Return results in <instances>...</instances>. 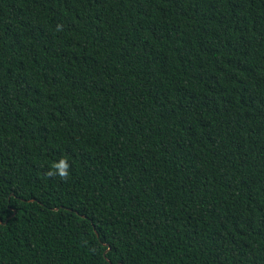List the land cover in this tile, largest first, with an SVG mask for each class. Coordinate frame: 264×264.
Returning a JSON list of instances; mask_svg holds the SVG:
<instances>
[{
    "label": "trees",
    "instance_id": "16d2710c",
    "mask_svg": "<svg viewBox=\"0 0 264 264\" xmlns=\"http://www.w3.org/2000/svg\"><path fill=\"white\" fill-rule=\"evenodd\" d=\"M0 219V264H264V0H0Z\"/></svg>",
    "mask_w": 264,
    "mask_h": 264
},
{
    "label": "clouds",
    "instance_id": "9594fccd",
    "mask_svg": "<svg viewBox=\"0 0 264 264\" xmlns=\"http://www.w3.org/2000/svg\"><path fill=\"white\" fill-rule=\"evenodd\" d=\"M70 165L68 161L64 158H60L58 161L54 162L46 173L50 177H59L61 181L67 182L70 177L69 173Z\"/></svg>",
    "mask_w": 264,
    "mask_h": 264
},
{
    "label": "water",
    "instance_id": "95a60500",
    "mask_svg": "<svg viewBox=\"0 0 264 264\" xmlns=\"http://www.w3.org/2000/svg\"><path fill=\"white\" fill-rule=\"evenodd\" d=\"M0 222H2L1 219H0Z\"/></svg>",
    "mask_w": 264,
    "mask_h": 264
}]
</instances>
